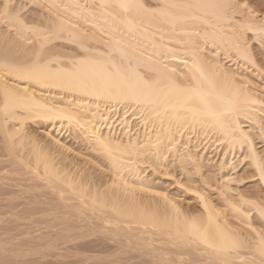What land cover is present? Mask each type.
I'll use <instances>...</instances> for the list:
<instances>
[{"label":"bare ground","instance_id":"6f19581e","mask_svg":"<svg viewBox=\"0 0 264 264\" xmlns=\"http://www.w3.org/2000/svg\"><path fill=\"white\" fill-rule=\"evenodd\" d=\"M13 1L0 0V264H264V235L252 221L264 225V109L202 51L233 50L264 73L244 42L248 31L264 49V9L252 20L233 18V0H44L52 10L37 15L27 4L38 0ZM129 117L140 120V135L128 134ZM26 119L77 130L107 159L110 180L60 167L58 155L33 142L29 159L24 145L16 148L28 132L13 137ZM121 124L125 140L112 130ZM208 136L222 146L219 195L230 220L196 189L202 216L152 186L159 204L134 195L148 187L141 165L178 166L188 176L191 165L207 181L192 149ZM242 162L263 194L228 195L229 171Z\"/></svg>","mask_w":264,"mask_h":264},{"label":"rangeland","instance_id":"374dc122","mask_svg":"<svg viewBox=\"0 0 264 264\" xmlns=\"http://www.w3.org/2000/svg\"><path fill=\"white\" fill-rule=\"evenodd\" d=\"M12 2L15 3V1H13V0H12ZM46 2L47 1L44 2V0H38L39 4L37 2L32 3V4L28 3L27 8H28V5H30V6L34 7L35 9H37V12H38V14L36 12L37 15H40L41 12L46 14L49 12V10H52V7L49 5V3H46ZM14 3H12V4H14ZM229 7H230V14L233 13L232 16L234 19H240L243 16V18L247 17L246 19H248L249 17H253V18H251L253 20L254 16H252L251 13L264 9V0H233V2L232 1L230 2ZM46 8H49V10L47 11ZM231 11H233V12L231 13ZM43 13H41V14H43ZM2 25H3L2 27L4 28L5 27L4 24H2ZM58 41H60V39L59 40H53L52 42H58ZM244 42L247 45H249L250 51L252 52V54H254V59L257 61V63L259 65H261V68L264 69V49H262V46L259 45L255 41V39L252 37V34L249 33L248 31H246V33L244 34ZM95 44L101 45L100 43H95ZM95 44L93 42L92 45H95ZM69 45H72L74 47L75 44L71 43ZM215 45L216 44H213V45L212 44L211 45L210 44H208V45L203 44L204 50L202 49V51H203L204 55L206 56V58H208L207 61L209 63H213L216 60H218L219 63H221L223 65V68H225L227 71H230L229 72L230 75H231V73H232V75L233 74H235V76L237 75L236 77H238L239 79L236 78V80H238V82L243 87L245 86V88H247V89L250 88L248 90L250 92H252L257 97L258 100L261 101V107H262V109H264V89H263L264 88V73H262L263 71L262 72H261V70L258 71V69H255L256 67L255 68H254V66L252 67L251 64H249V63L247 64V62L245 64V61H243L240 57H238L233 50L225 49L223 51L221 49H217ZM218 50H220V51H218ZM69 53H72V51L67 50V54H69ZM58 59H61L62 61L66 60V59L63 60V58H60V57H58ZM246 68H249V69H246ZM235 76H233V77L235 78ZM0 100H1V98H0ZM129 108L130 107H127V109H125V110H128L127 112L130 114L132 111H134L133 109H135V108H133V107H131L130 109ZM123 110L121 108L119 110L117 109L116 116H119L118 119H120V117L123 113ZM110 115L112 116L113 112ZM133 117H129V119H128L130 121L129 128H131V130H130V132H128V134L130 133V135L134 137V136L140 135L141 134L140 132H142L144 130V128H142L143 126H142L140 120L139 119H131ZM261 117L264 119L263 116H261ZM114 118L115 117H113L111 120H113ZM28 119L25 120V122H26L24 124L25 128L23 127L24 128L23 130H21L20 132L18 131L16 134L13 135L14 139L16 140V138L17 139L21 138V136H18V135H23L25 132L26 133L28 132L27 136H29V137L22 136L23 139L21 138L20 142H18L20 145L19 144H17L18 146L16 145V148H21V149H22L23 145L25 146L23 152L25 153L24 155L28 154L27 155L28 158L30 156H32L31 153H32V149H33L32 145H34V144H32V142H33V143H36L37 146L41 145L40 146L41 148H46L45 150L48 152V154L55 156V158L58 155L57 160L60 159L59 160L60 162L63 161V163H60V167H62L63 166L62 164H64V167H66V168L69 167L67 169H71V171H77L78 170V172L81 171L80 173H82V174L85 173L86 175L88 172H91L89 174L90 177L92 175H94L95 178H100L99 176H101V174H102L103 176L101 177V179H98V180H100L103 183L110 180V178H108V177H110L108 175L109 173L107 172V170H108L107 169L108 168L107 167V164H108L107 159L104 156L100 155V152L96 151V149L92 148L91 145L88 146L89 143H87L86 140L81 138L82 136L80 135V133L77 130H75L72 127H70L71 128L70 129L69 127H63L62 128L61 126H57V125L51 126L49 122L48 123H47V121L44 122L41 119L40 120L37 119L35 122H33L34 121L33 119H31V120H28ZM246 123H248V122H246ZM116 126H114L112 128L113 132L114 133L116 132L114 135L116 136L117 139L119 138L120 140H125L126 138H124L125 135L123 133L124 130L121 129L123 125L121 124V125H118L117 127ZM245 128L247 129V127H245ZM114 130H116V131H114ZM0 135H1V137H0V146H1L0 147L1 148L0 153H3L4 149H5L4 147L6 144H2V143H4V141H3L4 138H3L1 132H0ZM52 136L54 138H57L60 140V144H61L60 146L55 145V144L53 145V142H52L53 137ZM210 136H213V135H210ZM210 136H208V138H207L209 143H205V142H207V139L202 138V137H200V138L198 137L199 140L202 139V141L199 142V145L201 144L200 147L202 145H205V149H203L205 151H203L202 148H200L199 146H198L199 148L196 147V148H198V150L195 148L192 149V151L194 153H197L198 156L202 155L199 157L201 160V163H202L201 164L202 168L200 167L201 168L200 171L203 174V177L206 175L204 178L207 181L203 182V180L201 179L202 175L200 177L198 175V173L196 174L195 170L192 169L191 165H188L189 168L186 169L187 171H189L188 169H190V171L188 172L189 176L186 175V173H182L181 169L178 166L175 168H171L173 166L172 165L171 167H168L166 169L168 171H166L165 169L163 170L162 167L157 166L156 164L152 168H150L149 165L148 166L147 165L146 166L145 165H141V166L138 165L139 166V168H138L139 173H141L140 177L142 176V178L148 183L147 184L148 187L146 189L143 187H139L140 189L136 188L134 190L135 191L134 195L141 196L140 199L141 198L144 199V200H142V199L141 200L146 201L149 204H156V203L159 204L162 199L158 195H155L152 193L153 191L151 189L154 188L153 189L154 191L157 190L158 192H164L165 195H167L169 198H171L173 201H175V203L178 206L180 205L179 208L182 210V211L181 210L180 211L185 213L186 215L202 216V214H203L202 209L203 208H201L200 200L197 198V194L193 190H191V189H196V190L202 192L210 200L211 204L216 209H219V211L223 212V214H226L230 220V218H231L230 213L231 212H228L229 208L226 207V205H225L224 197H222V195L221 196L219 195L220 192L224 190V187L221 186L223 179L218 177V176L221 177L222 175H220L219 174L220 172L218 173V171H217V164L221 158V153L223 152L222 146L221 145L216 146L215 144L211 145L212 140L210 139ZM24 139H26V141ZM203 140H205V141H203ZM23 141H25L26 143H24ZM202 142H203V144H202ZM261 144H263V143L258 142V143H256V146L261 145ZM2 148H4V149H2ZM200 149H201V151H199ZM1 150H3V151H1ZM28 150H30V151H28ZM257 150L261 153V155L263 154L262 156H264V151H263L264 150V144L262 146L258 147ZM170 154H169L167 159L170 162V164H174L176 162V161H174V160H176L175 157H178V155L176 156V154H174V155H172V153H170ZM235 159L236 158H234L232 160H235ZM149 163L147 162V164H149ZM74 164H76V165H74ZM105 169H106V172L108 173V174L106 173L107 175L103 174L105 172ZM102 170H104V171H102ZM250 170H251V166L249 165V163L248 162H245V163L242 162L235 169H232L229 171L230 173H232V171H233L231 176L233 177L234 180L229 184L231 189H230V191H229L230 193L228 195L232 194V198L238 199V197H239V196L237 197L238 194H245L244 196L247 198H250V197L252 198V196L255 192H258L259 194H263L264 191L262 190L259 181L257 179H255L254 176L252 177V173ZM166 172H167V174L165 176ZM192 172H194L193 177H192V175H193ZM85 174H83V175H85ZM184 174L186 176H184ZM105 176H107V177H105ZM187 176H188V178H187ZM103 177L106 179H109V180H106V181H105V179L102 180ZM189 177H191V180ZM95 178H92V179L94 180ZM240 178H243V180L238 181V179H240ZM95 180H97V179H95ZM199 180H201V182H203L204 184L200 183ZM107 183L109 184V182H107ZM178 183H179V185H178ZM150 186H152L153 188ZM142 189H144L145 191ZM219 190H220V192H219ZM191 214H193V215H191ZM252 221H253L254 227H256L260 230L262 229V235H264V225H263V222H261L262 220L259 217H255L253 215ZM235 225H236L235 227H238L237 225H240V224H235ZM240 226L244 227V224H241ZM244 231H245L244 229H241V232H244Z\"/></svg>","mask_w":264,"mask_h":264}]
</instances>
